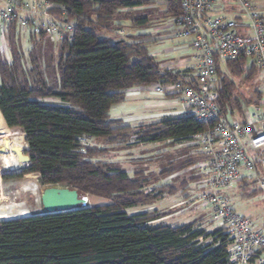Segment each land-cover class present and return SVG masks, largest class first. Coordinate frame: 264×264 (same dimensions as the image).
Returning <instances> with one entry per match:
<instances>
[{
    "label": "trees",
    "instance_id": "16d2710c",
    "mask_svg": "<svg viewBox=\"0 0 264 264\" xmlns=\"http://www.w3.org/2000/svg\"><path fill=\"white\" fill-rule=\"evenodd\" d=\"M49 1L65 6L66 21L75 26L72 40H62L59 57L51 66L43 68L33 51L32 68L24 67V55L15 48L21 34L15 23L7 30L8 49H0V118L10 129L21 130L30 156L28 165L2 174V179L38 174L41 186L68 187L110 203L0 220V264H227L232 240L226 228L209 232L195 223L154 224L162 215L128 213L144 204L154 205L164 195L177 194L179 188L165 179L192 162L157 174L135 171L131 175L108 161V149L86 144L100 140L128 148L135 139L136 143L173 145L211 129V124L189 114L138 128L111 120V108L123 102L129 90L175 82L180 74L163 70L143 43L103 36L130 1ZM169 9L172 17L181 12L177 0H169ZM138 21L145 23L142 18ZM240 60L246 64L248 59ZM237 70L240 73L243 68ZM218 75H222L220 66ZM219 91V106L228 118L241 115L254 102L244 99L242 103L229 81L222 82ZM260 100L258 90L254 103ZM181 187L186 191L187 183Z\"/></svg>",
    "mask_w": 264,
    "mask_h": 264
},
{
    "label": "built area",
    "instance_id": "2783aa9c",
    "mask_svg": "<svg viewBox=\"0 0 264 264\" xmlns=\"http://www.w3.org/2000/svg\"><path fill=\"white\" fill-rule=\"evenodd\" d=\"M177 1L181 12L172 19L170 35L190 42L194 76L187 78L184 73L175 82L150 87L160 96L181 95L197 121L212 125L195 136L208 158L201 172L210 191L200 198V205L210 207L214 220L222 222L230 235L227 264H264V232L237 214L226 194L244 178L255 179L264 189V14L256 8L255 0H234L246 23L212 16L215 0ZM67 16L65 6L49 0H0V37L6 38L9 26L15 23L35 38L72 40L75 26L66 21ZM242 58L263 73L261 100L248 108L245 118H228L219 106V66Z\"/></svg>",
    "mask_w": 264,
    "mask_h": 264
},
{
    "label": "rangeland",
    "instance_id": "374dc122",
    "mask_svg": "<svg viewBox=\"0 0 264 264\" xmlns=\"http://www.w3.org/2000/svg\"><path fill=\"white\" fill-rule=\"evenodd\" d=\"M232 3L233 7L239 10L237 4L234 1H232ZM122 20L123 18H121V21ZM118 21L119 20L113 21L110 25L111 29L103 32L104 37L112 38V40H120L122 39V37H124L125 39L130 38L127 37L128 31H125V33L123 32V34L121 35L116 34V32L118 33L119 31L123 30V28L118 26V23H120ZM124 22L125 21H123L122 23L123 26ZM15 40L16 50L24 55V67L26 69L32 68V61L29 56L33 51L36 52V54L40 58L41 66L43 68H48L49 65L51 66V64L58 59L59 54L61 52V47L63 45L62 40L53 37H46L45 39L39 41L37 38L33 40L31 39L30 35L25 31H21V34L18 33L17 38ZM175 40L167 39L166 41H162L159 44L155 45V47L164 51L165 49L171 48L173 43L176 42ZM7 41V38L0 37L1 50L6 51L8 49ZM148 49L150 50L151 47H148ZM245 61L246 60H240L238 62L228 64L227 66H222V75L220 77L219 90L222 85V82L224 83L226 81H229L233 83L234 96H238L241 99L242 103L244 99H248L250 101L252 100V102H255V100L257 99V91L260 89L263 83V73L258 71V69L252 65L250 60H247L246 64ZM237 68H243V71L239 73L237 72ZM50 70L51 67L49 68V71ZM193 76L194 75L191 72L188 73L186 77L193 78ZM174 97L181 98V95H175ZM253 103H250L247 107H245L241 115L235 114L234 118H245L248 108H250ZM121 106L122 104H118L112 107L110 114L111 120H115L118 117L116 116V113L121 114L122 112H124V110L116 109L120 108ZM128 113H125L124 115H127ZM5 128V136L2 137L11 136L15 133L23 135V133L19 129H10L7 126H5ZM2 137H0V140L2 139ZM86 144L88 146H97L99 148L108 149V153L106 154V158H108V161L118 165L119 167L128 172H131V175L135 171H143V173L146 175L157 174L162 170H166L167 168H178L180 165L182 166L183 163L187 161H196L198 163L203 161V158L200 155H188L183 148L179 150L175 146H170L167 143H151L150 145L144 143H136V140L132 139L129 142L128 148H122L118 145H106L103 141L100 140H89L88 142H86ZM201 152V149L197 150V153L200 154ZM25 166L26 165H24V167ZM19 168L20 164H18L16 168H6V166L2 165L0 161V178L2 177V174L17 171L19 170ZM200 171L201 169L199 168H197L196 170L193 169V171L188 172L182 170V172H178V175L176 174L177 176L172 177V179H170L169 176L165 180L166 182H173L174 185H176L177 187H179L181 183H183V181L187 180L189 191H187L186 195H192L194 197H197L200 193V190L198 189L202 185L200 186L196 184L194 181H191L190 178H192L193 176H199ZM34 178V174L30 175L28 178L24 179L20 184L16 186L20 189V196H22L19 202H25L28 204L29 200L31 199V194L29 193L31 191L32 193H34L33 198L37 200L36 204L33 202V200H30L31 204H29L30 207H28L29 211L26 212L24 215H29V213H34L35 211L41 212L43 210L41 205V194L46 187L41 186L38 182H36V180H34ZM199 178L200 177H198V179ZM202 187L203 188L200 189H203L205 193H208L210 191V189L206 186ZM21 188L26 190L25 192L28 193L22 194L23 190ZM151 191L152 190L148 189L146 192ZM226 194L232 202V207L234 211L237 214L250 219L257 229H260L264 232V189H261L259 185L256 184L255 179L244 178L241 182L229 189ZM10 200H12L11 197H6L4 199L0 195V219L5 220L11 218V214L9 213V209L7 207V205L10 204ZM89 203L91 207L101 206L109 204L110 200L97 196H89ZM191 203H193V201H191ZM171 205L172 204L170 202L163 201L161 199L156 201L154 205L144 204L137 208L128 210V213L130 215L156 213L162 215V218L158 221H155L154 224H168L172 226H177L184 223L188 224L190 220L195 221L203 217V221L206 222L205 228L207 229V231L212 232L220 228L225 229V226L224 224H222V222L214 220V213L210 207H200L196 204H190L193 205L191 213L189 212L190 210H185L188 207L187 205H179L173 209L170 207ZM14 206L15 205H11L12 208H15ZM5 214L7 216H4Z\"/></svg>",
    "mask_w": 264,
    "mask_h": 264
},
{
    "label": "crops",
    "instance_id": "0c3cea01",
    "mask_svg": "<svg viewBox=\"0 0 264 264\" xmlns=\"http://www.w3.org/2000/svg\"><path fill=\"white\" fill-rule=\"evenodd\" d=\"M125 1H130L131 5L127 7L126 6L122 7L119 10L118 22L120 23H118V26L123 28L122 31L124 33L125 31H128L127 37L130 38L125 39L124 37H122V39L126 40L128 43H143L147 49L148 47H151L150 50L148 49L149 54L155 58V60L160 64L161 68L165 71L177 72L180 75L184 73L185 74L191 72L194 73L195 71V63L193 61L194 52L193 50L190 49V42L187 40L172 38L170 35L174 26L172 24L173 17L169 14V10H170L169 0H125ZM215 1H216V8L213 12H211L212 16L227 17L229 19L238 20L239 22L246 23V20L242 15L241 9L238 7L240 10L239 11L237 8L233 7L232 1L234 0H215ZM255 4H256V8L259 9V11H261L264 14V0H255ZM121 18H123L122 21ZM140 18L145 19V23H141L142 21H138V19ZM123 21H125L124 26L122 24ZM241 31L244 34H248V30L246 29H241ZM116 34L118 35L117 32ZM167 39H171V40L176 39L175 40L176 42L173 43L171 48L165 49L163 51L155 47V45L159 44L162 41H166ZM132 91L136 92V94H131L130 92ZM121 104L122 106L116 109L124 110V112H122L121 114L116 113V116L118 117L115 120H121L124 125H128L133 128L150 125L159 122L166 117L183 116L188 114L191 115V110L188 107H186L184 100L182 98H175L174 96L171 95L160 96L154 91H152L151 87H138L129 90L126 93L125 100L119 103V105ZM125 113L128 114L124 115ZM145 144L151 145V143H145ZM167 144L170 146H175L179 150L183 148L188 155L196 154V155H200L203 158V161L199 163L196 161H187V162H192L193 164L185 169L186 172L193 171V169L196 170L197 168L201 169L202 165L208 159L207 156L203 154V150L199 144L198 137H193L189 140L178 141L173 145H171L170 143ZM200 149L202 150L201 152L202 154L197 153V150ZM30 175L33 174L25 175L20 180L4 181L2 177L0 178V195L4 199L6 197L12 198V200H10V204L7 205L9 209V213L11 214V218L9 219H15L22 216L25 217V216H30L31 214L40 213L39 211H35L34 213H29V215H24L26 212L29 211L28 207H30L29 204H31L30 200H33L35 204L37 202V200L33 198L34 193L29 192L31 194V199L29 200L28 204L25 202H19L22 196H20L21 195V193L19 192L20 189L17 188L16 186L20 184L24 179L28 178ZM34 175H35L34 180L38 182V174H34ZM177 175L175 174L173 176H170L169 178L172 179V177ZM198 177L200 178L198 179ZM190 180L194 181L196 184L200 186L201 185L206 186L201 171L199 176L197 177L193 176L192 178H190ZM184 182L187 183V190L183 191L182 193L181 185ZM183 183H181V185L178 187L179 192L177 194L164 195L162 200L170 202L172 204L170 206L172 209L179 205H187L188 207L185 210H190L189 212L192 213L191 210L193 209V205L190 204H196L200 207H203L200 205L199 200L206 193L203 191V189H200L203 188L201 186L198 189L200 190V193L198 194L197 197H194L192 195H186L187 191H189L188 182L187 180H185L183 181ZM22 190H23L22 194L28 193L25 192L26 190L24 189ZM191 201H193V203H191ZM11 205H15L14 206L15 208H12ZM6 214L4 216H7ZM9 219H5V220H9ZM0 220H4V219H0ZM190 223H195L201 228H205L206 225L205 224L206 222L203 221V217L195 221L190 220L188 224Z\"/></svg>",
    "mask_w": 264,
    "mask_h": 264
},
{
    "label": "water",
    "instance_id": "95a60500",
    "mask_svg": "<svg viewBox=\"0 0 264 264\" xmlns=\"http://www.w3.org/2000/svg\"><path fill=\"white\" fill-rule=\"evenodd\" d=\"M5 136L4 133H0V137ZM10 140L5 139V142L0 146V153L12 151L17 155L20 171L24 165H28L30 162V156L26 154V149L20 147H13L10 149ZM42 213L53 214L59 212H68L79 209L89 208V196L81 195L78 190L70 189L63 186H51L46 187L41 194Z\"/></svg>",
    "mask_w": 264,
    "mask_h": 264
},
{
    "label": "bare ground",
    "instance_id": "6f19581e",
    "mask_svg": "<svg viewBox=\"0 0 264 264\" xmlns=\"http://www.w3.org/2000/svg\"><path fill=\"white\" fill-rule=\"evenodd\" d=\"M6 123L5 121L1 118L0 119V133H4L6 132ZM5 139H9L10 140V149L13 147H20V148H27L25 147V140H24V136L22 134H12L11 136H6V137H2V139L0 140V145L2 146L5 142ZM0 161L2 163V165L11 168H16L19 164L17 155L14 154L12 151H7L4 153H0ZM28 185V184H27ZM32 192V191H31Z\"/></svg>",
    "mask_w": 264,
    "mask_h": 264
}]
</instances>
